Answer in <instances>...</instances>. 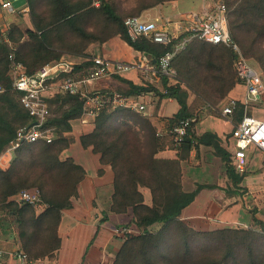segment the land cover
I'll use <instances>...</instances> for the list:
<instances>
[{"label": "trees", "instance_id": "obj_1", "mask_svg": "<svg viewBox=\"0 0 264 264\" xmlns=\"http://www.w3.org/2000/svg\"><path fill=\"white\" fill-rule=\"evenodd\" d=\"M166 1L170 0H157V3L146 4L138 11V15L140 12L142 13V11L157 5L158 2ZM224 1L229 8V30L231 34L238 42L243 54L248 59L253 58L264 72V0ZM42 2H45L48 9L43 12L37 11V6ZM92 2L93 0H29L35 28L22 31L19 27L13 26L8 33L9 40L0 41V88L2 89L0 91V103L6 104L9 112L13 114L12 119L7 117L1 112L3 106L0 105V153L14 139L18 124L20 127L31 125L34 122L33 117L21 103L22 92L13 87L14 75L10 66L11 54H14L16 62L23 65L25 72L32 74L45 64L59 60L64 53H81L89 42L103 41L111 35H120L132 47L149 55L153 60H158L167 50L165 46L155 43L147 37L132 40L125 25V19L130 15H124L111 0H101L99 6L92 5ZM93 14H97L102 19L103 26L107 27L102 30V34L91 32L82 25V22ZM66 28L81 39L79 44L68 48L55 44L56 35L59 34L61 37V32ZM9 41L14 42L16 46L12 47ZM237 57V52L224 44L193 40L174 57L173 65L183 73L186 63V67L193 69V74L196 75L199 74L200 69L205 68L206 74L202 85L204 89H202L201 94L204 95L205 102L211 100L219 102V100L227 98L229 92L240 83L235 66ZM89 64L90 62H83L76 65V69H82ZM121 79L129 85L127 90H121V92L129 96L149 90V88L136 85L128 79L122 77ZM169 80L168 77H163L166 92L157 89L156 92L161 97L171 96L178 100L180 108L175 116L170 118L174 126L180 119L194 114L188 103V91L180 83H173ZM48 102L50 106L51 103H56L60 112L51 116L45 126L55 125L60 128L61 138L53 139L51 142L40 140L23 143L17 148L19 161L23 165L20 168L22 170L15 171L10 166L7 169L1 168L0 174L5 184L4 199L8 202L7 206L9 207L13 203V200H9V198L15 196L21 188L31 184L30 173L32 168L40 169V172H36V182L41 186L42 195L45 197L48 206L44 212L35 216V219L32 217V219L38 226L45 225L46 221H54L57 232L62 220V210L71 206V196L85 173L84 168L74 162L72 158L65 160L61 158L64 149L70 145L63 132L71 131L73 129L72 120L82 116L85 98L80 94L65 93L48 98ZM243 110V105H241L239 115L243 114ZM94 125L91 132L81 136V142L84 147L92 146L95 152L100 153L102 163H109L114 169L112 210L122 213L132 207L135 212V223L143 231L142 234L127 239L118 254L116 264L121 260L124 261L123 264H227L229 258L234 255L232 250H228L220 259H214L216 257L213 258V256L208 255L209 249L206 246L200 247L198 250L191 249L188 239L193 233L220 238L222 236L219 234H223L229 240L237 243L239 236L237 237L236 234L240 233V229L224 227L208 231L198 230V233L180 218L182 210L195 199L203 185H199L189 192L183 190L179 162L176 159H164L156 156L165 142L157 136L156 129L149 117L130 108L113 109L105 107L95 117ZM193 130H189L186 142L195 141ZM145 135L149 136L153 146L148 154L143 151L144 146L141 139ZM209 136L201 137L198 142L212 144L217 154L226 162L228 175L233 184H240L245 174H240L234 169L230 162V153L217 140ZM137 140V150L139 149L137 157L135 160L126 159L124 167H119L118 160L123 153H127L126 148L134 146ZM40 143L43 144L38 146L36 151H26L28 146H35ZM17 171L20 173L15 175ZM102 171L103 169H100V173ZM74 172L79 174L76 175L75 173L73 186L66 194H59L56 189L45 190L44 178L46 174L60 177L62 180H72ZM22 176L24 177L21 178ZM142 187L151 190V205L145 203ZM15 197L14 199H16ZM25 211V207L17 209L9 207L8 213L24 215ZM104 217L103 220L108 218L106 212ZM13 222L22 223V220L15 216ZM25 223L26 220L24 219L23 224ZM155 223H163L164 226L159 231L153 232L150 227ZM258 223L264 229V222L258 221ZM241 231L246 234V237L251 236L252 240H250L251 243L247 244L249 264H259L258 260L262 262L260 256L251 253L256 230L248 228ZM172 232L175 233H173L174 236L178 233L183 247L176 243L172 244L167 251H159L158 249L166 242L167 236ZM20 234L24 237L28 233L27 230H22ZM57 238L56 246L50 251L61 246L58 235ZM25 246L29 248L30 241L26 242ZM24 250L33 256L29 251Z\"/></svg>", "mask_w": 264, "mask_h": 264}, {"label": "crops", "instance_id": "obj_2", "mask_svg": "<svg viewBox=\"0 0 264 264\" xmlns=\"http://www.w3.org/2000/svg\"><path fill=\"white\" fill-rule=\"evenodd\" d=\"M12 1L14 11L0 7V41L9 40L8 33L13 26L19 27L22 31L35 28L29 0ZM180 2L181 0H170L157 4L144 10L140 16L153 21H163L166 18L177 20L184 13L179 8ZM208 2L210 0H203L198 9L203 8ZM37 11H40L39 6ZM9 42L12 47L16 46L14 42ZM97 55L112 60L134 61L141 56V51L132 47L120 35H111L103 41L89 42L81 53L67 52L62 57H73L77 64H81ZM121 77L149 88L131 96L145 105L142 112L151 120L157 136L165 142L156 156L176 159L179 162L184 191L189 192L203 185L195 199L182 210L180 218L188 225L203 231L228 227V224L264 222V198L257 199V204L252 203L249 208L244 201L247 189L253 192L256 187H261L264 191V152L256 146L247 149V170L243 173L245 175L242 182L234 185L228 175L226 162L217 154L215 147L212 144L198 142L201 137L210 135V138L217 140L230 153L231 160L235 148L232 137L233 123L229 118L222 116L220 112L222 106L218 107V110L208 106L198 111L192 108L191 101H188L193 114L198 117L193 130L195 141H187L174 148L171 141L173 124L170 118L178 112L180 104L175 97H161L157 94L156 89L161 92L165 89L163 77L152 72L142 74L139 70L132 69L95 81L88 88L91 91L104 88L127 90L129 85ZM238 88L241 90L238 91ZM231 97L243 100L245 87L238 83L227 98ZM94 120L91 117L87 122H83L81 116L71 122L75 138L65 154L81 164L87 170V175L79 184V199L74 201L72 208L64 209L62 213L59 225L61 246L45 259L46 264H111L112 253L120 248L119 242L112 236L111 228L122 225L128 221L127 219L132 218L130 215L132 211L125 213L110 211L114 193L112 165L102 163L100 154L91 146L84 147L80 141L79 133L92 131L95 126ZM100 169H103L101 173ZM143 191L146 201L151 202L149 190ZM252 206L253 210H250ZM97 209L102 210L101 215L106 212L108 218L103 220V216L96 215Z\"/></svg>", "mask_w": 264, "mask_h": 264}, {"label": "built area", "instance_id": "obj_3", "mask_svg": "<svg viewBox=\"0 0 264 264\" xmlns=\"http://www.w3.org/2000/svg\"><path fill=\"white\" fill-rule=\"evenodd\" d=\"M101 0H93V5L99 6ZM0 7L14 11L12 0H0ZM127 31L132 40L147 37L155 43L167 48L160 58L153 60L141 52L134 61L112 60L103 56H93L88 59L89 65L76 69L74 60L61 57L29 74L23 65L12 60L11 69L14 75L13 87L21 91V103L34 122L17 129L14 139L10 141L9 149L0 154V160L11 150L17 149L23 143L45 140L51 142L54 137L52 129L46 127L51 117V107L48 98L56 94H80L85 98L82 121L94 118L105 107L130 108L142 112L145 105L137 102L117 89H96L91 91L88 86L115 74L132 69L142 74L152 72L160 77L177 78L178 71L173 65L174 57L184 50L193 40H201L213 44H224L238 54L236 69L240 84L245 87V98L231 97L221 107L222 116L233 123L232 137L235 148L231 154V164L234 169L243 174L247 170L246 154L250 146H256L264 152V109L252 110L258 104L264 105V73L250 62L243 54L238 42L229 30V8L224 0H210L201 9H193L182 13L181 18L163 21L143 19L140 15H130L125 19ZM0 91L2 89L0 88ZM163 92H166L164 89ZM243 105V114L239 108ZM252 108V109H251ZM198 121L196 115L180 119L171 128L172 146L180 147L186 142L190 129H194ZM1 162V161H0ZM16 200L32 206H46L39 188H28L16 195ZM0 264H46L45 259L31 256L22 247L12 249L0 247Z\"/></svg>", "mask_w": 264, "mask_h": 264}, {"label": "rangeland", "instance_id": "obj_4", "mask_svg": "<svg viewBox=\"0 0 264 264\" xmlns=\"http://www.w3.org/2000/svg\"><path fill=\"white\" fill-rule=\"evenodd\" d=\"M111 1L118 7V9L122 13H124V15H138L139 14L138 11H140V9L143 6H145L146 4H150V3H154V2L157 3V0H111ZM202 1L203 0H181L179 8L182 9V11H184V12H187V11L192 10V9H198L199 6L201 5ZM160 3H164V2H158V4H160ZM92 5H93V2H92ZM39 7H40V10L42 12L48 9V6L45 4V2H42L39 5ZM140 14H141V12H140ZM82 25L86 26V28L89 31L97 33V34H102L101 33L102 30L107 28V27L103 26L102 19L97 14H93L92 16L86 18V20L84 22H82ZM80 42H81V39L75 33L70 32V30H67V28L61 32V37L59 36V34H57L55 37V44L58 46H63V48H68V47L74 46L76 44H79ZM65 57L70 58V59L75 61V59L73 57H70V56H65ZM249 60L252 64H254L256 67H258L261 70V68L259 67V64L253 58H249ZM177 71H178L177 78L170 79L169 81L173 82V83H180L182 85V87L188 91V101L189 102L191 101V107L192 108L198 109V111H199V109L202 110L204 107L209 106L215 110H218V107L222 106L224 103L227 102L228 98L219 100V102H217V100H214V101L211 100L210 102H205L204 97H203L204 95L201 94L203 92L202 89H204V87L202 85L204 84L203 78H204V75L206 74L205 68L200 69L199 74L196 75V74H193L194 73L193 69H188L186 67V63H185L183 73L180 72V70H177ZM188 81L191 83H189ZM118 90H120V89H118ZM237 90L240 91L241 88H238ZM0 105H1V107L3 106V109L1 112H3L4 114L7 115V117L12 119L13 114H12V112H9V108H7V105L3 104V103H0ZM50 107H51V116L59 114L60 110L58 109V106L56 103H51ZM260 108L264 109V105L258 104L253 109L252 108L251 109L254 111H257V114L259 116H262L258 112V110H260ZM140 113L142 115H146L144 112H140ZM19 125L20 124H18V128H19ZM49 127L52 129L51 135L54 137V140L61 138L62 135H61L60 128H58L55 125H51ZM89 132H91V131H89ZM89 132H87V133H89ZM74 134L75 133H73L72 130L69 132H63V135L66 136V138H68L70 145H72V143L74 142V138H75ZM83 134H86V133H81V134L79 133L80 141H81V136ZM141 139H142V143L144 146L143 151L146 154H148L153 148L152 143H151V139L147 135L142 136ZM137 143H138V140L134 143V146L126 148L127 153H123L122 157L118 160L119 167H121V168L124 167V161H126V159L135 160V158L137 157L138 150H139V149L137 150V148H138L136 145ZM42 144L43 143L35 145L36 147L35 146H28L26 151H29V152H31L32 150L36 151L39 148L38 146H40ZM9 145H10V143L5 147L3 152L0 154L5 153L9 149ZM70 145L68 148H70ZM68 148L64 149V151L61 154V158L63 160H65L67 158H72L74 160L73 157L65 154V151L68 150ZM129 152H131V155H129ZM18 158H19L18 150L17 149L11 150L10 153L8 152V154L5 155L2 160H0L1 161L0 162V169L1 168L7 169L10 166H12L13 170H15V171L16 170H22L20 168L23 167V165H21V162L19 161L20 158L19 159ZM164 159H167V158H164ZM74 162H76V161L74 160ZM36 172H40V169L33 167L32 171L30 173L31 184L21 188L18 191V193L20 191H22L24 189H28V188H39L41 190V193L43 192L39 183L36 182V179H37V175H36L37 173ZM84 172L85 173H84L82 180L78 183L76 190L74 191L73 195L71 196V201H70L71 206L66 207L64 209L72 208L74 206V201H77L79 199V184L86 178V175H87V170L85 168H84ZM19 173L17 171V172H15V175L19 174ZM75 173H76V175L79 174L77 172H74V178L72 180H62L60 177L49 176L50 174H46V176L44 178V180L46 182L45 190L46 191H52V190L56 189L59 194H66L69 190H71V187L73 186V182L75 181L74 180L75 179ZM99 173H100V170H99ZM1 176L2 175L0 174V247L12 249L14 247L20 246V247L26 249L27 251H29L31 254H33V256L35 255L36 257H40L43 259L50 257L57 250V249H55L54 251H50V249L55 247L57 244V239H58L57 235L60 237L59 228L57 229L58 231L56 232L54 221H46L45 225H43V226H38L36 224V222L34 221L35 216L44 212V210L48 206V203H47L45 197L42 195L43 201L47 204L46 206H29V204H25L21 201L14 199V197L18 193L15 196L13 195L14 197L11 196L9 198V200H13V203H11L9 207L15 208V209H17L19 207H25L26 208L24 215H20V214L11 215L10 213H8V210H9V207L7 206L8 202L4 199L3 191H5V184H4V181L1 178ZM17 176H15V178H17ZM39 176H40V174H39ZM23 177L24 176H22L21 178H23ZM18 179H20V178H18ZM18 179H15V180H18ZM114 179H115V172H114ZM64 182H66V183L63 186ZM144 189L149 190V192L151 193V190L149 188L142 187L141 190L143 193H144V191H143ZM254 190L255 191H253V192H251L250 189H247L245 191L244 201H245V204L248 206V208H249V206H251L252 203L257 204V199L263 200V198H264V191H262L261 187H256ZM256 190H259V191H256ZM144 196H145V194H144ZM112 199H111L110 211H113L112 210ZM151 200H152V193H151ZM145 203H147L148 205H151L152 201L147 202L146 198H145ZM253 207L254 206H252L250 210H253ZM64 209L62 210V213H63ZM96 211H97L96 215H100L101 217L103 216L102 219L105 218L103 214L101 215L102 210L97 209ZM128 211H132V213L130 214V215H132V218L127 219L128 221H126L122 225L115 226V227L111 228L112 236L115 239H117V241L119 242L118 243L119 247H120L118 250H116L115 252L112 253L111 264H116V259L118 257V254H119L121 248L123 247V245L125 244V242L127 241V239H130L131 237H134V236H138V235L142 234V232H143L142 229L139 228L137 226V224L135 223L134 209L132 207H130L128 209ZM128 211H126V212H128ZM99 212H100V214H99ZM122 213H125V212H122ZM15 216L17 219L22 220V223L13 222V218ZM32 217L34 219H32ZM107 217H108V214H107ZM24 219L26 220L25 224H23ZM163 226H164L163 223H155L154 225H152L150 227V230L153 232H157L161 228H163ZM228 227L240 229V233L236 234L237 237L239 236V242H237V243L233 242V241L229 240L227 237H225L223 234H219L220 236H222V238H220L218 236L213 237V235L206 236L203 234L193 233L191 235V237L188 239V241H189L188 243L190 244L191 249H194V250H198V249H200V247H204V246L208 247V249H209L208 255H210L211 257L213 256V258L216 257L214 259H220L221 257H223L227 253L228 250H232L234 252V255H232L229 258L227 264H249L250 258H249V252L247 249V244L251 243L252 240L250 238L251 236L246 237V234L242 233L241 230L253 228L256 231H255L254 240H253L254 247H252L251 253H252V255L260 256L262 262L260 260H258V263L264 264V229L260 226V224H258V223L253 224V222H246V223L243 222V223H237V224H228ZM22 230H27V233H28L27 236L23 237L20 234V232ZM194 230L199 233L198 229L194 228ZM173 233L174 232L170 233V235L167 236L166 242L158 249L159 251H161V250L167 251L172 244L174 245L176 243H178V246L183 247V243H182V241H180L181 239H180V236H178V233L175 236H174L175 233L174 234ZM60 240H61V237H60ZM28 241H30L29 248H27L25 246L26 242H28ZM122 262H124V261L121 260L117 264H120V263L123 264Z\"/></svg>", "mask_w": 264, "mask_h": 264}]
</instances>
